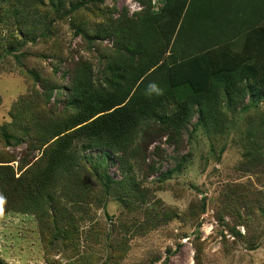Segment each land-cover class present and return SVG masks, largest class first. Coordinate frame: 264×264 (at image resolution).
<instances>
[{
  "label": "rangeland",
  "instance_id": "obj_1",
  "mask_svg": "<svg viewBox=\"0 0 264 264\" xmlns=\"http://www.w3.org/2000/svg\"><path fill=\"white\" fill-rule=\"evenodd\" d=\"M161 8L0 0V165L16 177L38 165L74 112L73 65L89 62L104 83L112 58H129V31ZM233 82H218L185 122L143 121L117 155L75 141L39 216H0V264H264V87ZM170 98L166 117L178 110Z\"/></svg>",
  "mask_w": 264,
  "mask_h": 264
},
{
  "label": "trees",
  "instance_id": "obj_2",
  "mask_svg": "<svg viewBox=\"0 0 264 264\" xmlns=\"http://www.w3.org/2000/svg\"><path fill=\"white\" fill-rule=\"evenodd\" d=\"M161 1L159 13L134 25L135 34L129 31L123 42L129 58L120 52L113 57L104 83L95 82L89 62L73 65L74 112L54 130L55 141L39 164L17 177L10 166L0 165V216H39L49 187L73 163L71 146L77 140L117 155L149 118L160 116L173 124L188 120L192 105L212 99L220 81L234 88L233 79L246 77L264 87V0ZM178 42L180 57L164 64L163 57ZM176 93L187 101L174 99ZM169 98L178 110L166 117L164 100Z\"/></svg>",
  "mask_w": 264,
  "mask_h": 264
}]
</instances>
